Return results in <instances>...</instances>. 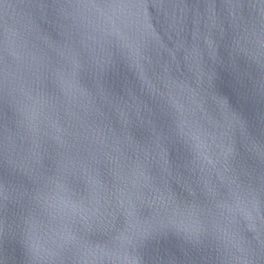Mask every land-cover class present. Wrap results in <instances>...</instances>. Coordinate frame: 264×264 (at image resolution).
Wrapping results in <instances>:
<instances>
[{"label": "water", "instance_id": "95a60500", "mask_svg": "<svg viewBox=\"0 0 264 264\" xmlns=\"http://www.w3.org/2000/svg\"><path fill=\"white\" fill-rule=\"evenodd\" d=\"M0 264H264V0H0Z\"/></svg>", "mask_w": 264, "mask_h": 264}, {"label": "snow or ice", "instance_id": "6c2138e0", "mask_svg": "<svg viewBox=\"0 0 264 264\" xmlns=\"http://www.w3.org/2000/svg\"><path fill=\"white\" fill-rule=\"evenodd\" d=\"M3 188H4V180H3V176L0 175V210H2V208H3V204H2ZM2 235H3V229H2V227H0V236H2Z\"/></svg>", "mask_w": 264, "mask_h": 264}]
</instances>
